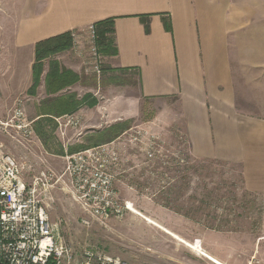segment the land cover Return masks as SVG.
I'll return each instance as SVG.
<instances>
[{
    "label": "crops",
    "instance_id": "obj_1",
    "mask_svg": "<svg viewBox=\"0 0 264 264\" xmlns=\"http://www.w3.org/2000/svg\"><path fill=\"white\" fill-rule=\"evenodd\" d=\"M7 2L0 4V120L10 119L21 95L35 103L31 120L38 119L36 106L47 97L43 82L37 97L27 95L36 42L113 19L117 55L103 57V67L136 78L139 98L159 104L154 121L143 126L157 133L168 125L179 128L192 158L236 165L245 189L264 194V115L257 111L264 110V92L258 93L264 83V0ZM143 16L149 17L148 33ZM19 54L29 77L19 72ZM60 58L62 67L78 74L74 58L67 64ZM89 114H75L82 127ZM85 136H78L79 145Z\"/></svg>",
    "mask_w": 264,
    "mask_h": 264
},
{
    "label": "rangeland",
    "instance_id": "obj_2",
    "mask_svg": "<svg viewBox=\"0 0 264 264\" xmlns=\"http://www.w3.org/2000/svg\"><path fill=\"white\" fill-rule=\"evenodd\" d=\"M4 3H8L7 0H0V4ZM87 29L73 31L80 42L79 52L71 49L54 57L58 61L60 56L64 64L74 58L80 68L77 72L80 82L60 94L75 93L78 98L91 94L97 100L95 107L80 109L91 114L89 125H81L77 129L62 127L61 132L58 126L54 129L52 136L66 151L79 145V135L86 134V140L99 130L125 121L131 122L130 128L146 125L152 123L159 113L156 101L141 100L135 93L136 78L120 71L116 74L103 72V57L100 74L91 72ZM25 61L21 59L18 62V69L29 77L30 68ZM47 69L48 61L45 62L42 79ZM18 89H24L23 76L18 77ZM258 90L260 96L264 92V83L258 85ZM22 97H19V103L28 120L34 121L31 119L35 103L25 102ZM257 111L264 115V110ZM94 118L100 123L94 124ZM112 120L120 121L113 123ZM158 134L164 156L150 163L138 153V148L126 146L125 142L120 146L121 161L114 172V189L119 200L129 203L134 213L127 212L121 219H111L104 224L93 223L85 228L81 220L84 215L70 196L61 190L52 193L53 202L48 204L47 212L51 221L60 223L63 240L73 247L78 257L86 244L128 264H264V194L245 189L240 168L236 165L194 160L179 128L164 126ZM0 142L17 161H33L1 131ZM37 142L35 155L46 159L53 170L61 173L64 155L49 154L38 138ZM85 144L83 141L82 145ZM171 159L177 160L180 173L171 171L159 177L157 173L163 170H158L155 162L162 160L167 162L163 166L173 167L177 163H172ZM41 169L45 168L37 167L33 175ZM138 184H145L146 188L139 189ZM162 186L172 190V204L183 211L174 213L159 205ZM200 207L202 211L190 212L192 218L200 220V223L181 215ZM160 208L165 211L158 213ZM225 219L233 222L229 224ZM211 221L216 226H225L222 231L210 230L206 226Z\"/></svg>",
    "mask_w": 264,
    "mask_h": 264
},
{
    "label": "built area",
    "instance_id": "obj_3",
    "mask_svg": "<svg viewBox=\"0 0 264 264\" xmlns=\"http://www.w3.org/2000/svg\"><path fill=\"white\" fill-rule=\"evenodd\" d=\"M86 33L90 57L87 62L91 72L99 75L102 57L97 52L93 25ZM72 37V50L79 52L80 42L74 32ZM33 122L28 120L19 102L9 120H0V131L33 160L17 161L0 142V264H128L86 244L78 257L73 247L63 240L60 223L49 218L47 207L53 202L52 193L61 190L70 196L84 215L81 220L85 228L93 223L104 224L111 219H121L127 212L134 213L129 203L119 200L114 189V172L121 161L120 146L125 142L126 146L138 148V153L150 163L164 156L159 134L150 127L134 126L115 140L117 143L72 154L65 150L64 168L57 173L46 159L35 155L39 142ZM54 122L61 132L62 127L77 129L81 118L69 115ZM37 167L45 169L33 175Z\"/></svg>",
    "mask_w": 264,
    "mask_h": 264
},
{
    "label": "trees",
    "instance_id": "obj_4",
    "mask_svg": "<svg viewBox=\"0 0 264 264\" xmlns=\"http://www.w3.org/2000/svg\"><path fill=\"white\" fill-rule=\"evenodd\" d=\"M148 18V16L140 17L146 33L149 32ZM93 27L97 35L96 48L98 54L101 57L116 56L117 48L113 36V19L96 22L93 24ZM164 27L166 31L171 32L169 22L165 19ZM72 33L73 31H68L60 35L40 40L34 45V61L31 68L32 82L27 90V95L32 97L35 96L37 89L43 82L47 97L41 100L36 106L38 119L33 122V129L45 151L52 155H65V149L61 144L56 143L52 136L54 129L57 127L54 120L63 116L75 115L81 108H93L97 105V100L91 94H86L82 98H78L75 93L60 94L69 87L80 82V76L78 74L65 69L61 66L59 61L54 59V57L60 53L71 51L73 47ZM46 61H48V69L42 79ZM102 71H107V69L103 67ZM130 123V121L120 122L105 128L103 131H98L94 136L86 138L87 144L72 146L68 148V151L66 152L71 154L96 146L110 144L120 138V136L130 128ZM171 162L177 163V160L171 159ZM155 163L157 164L158 170H163V172L157 173L161 178L165 173L171 171L180 173L181 171L179 170L180 166L178 163L173 167L163 166V164H166L167 162L162 160H157ZM186 169L187 168H184L183 170ZM137 186L139 189L146 188L145 184H138ZM171 192L172 190L169 187L164 188V186H162V191L160 192L161 197L159 200L161 203H159V205L171 212L179 213L180 211H183V209H179L172 204L170 196L173 192ZM202 210L201 207L196 210L189 209L185 214L181 215L193 222L200 223V220L192 218L190 212H199ZM214 219L215 218H213V221H215ZM225 220L229 224L230 222H233V220ZM222 222H224V220ZM208 223L209 225H207L206 228L215 231H222V228L225 226H216L212 221Z\"/></svg>",
    "mask_w": 264,
    "mask_h": 264
}]
</instances>
